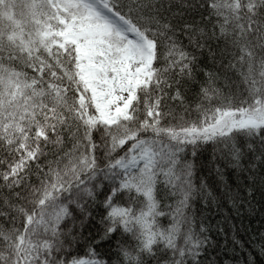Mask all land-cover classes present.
<instances>
[{
    "label": "snow or ice",
    "instance_id": "snow-or-ice-1",
    "mask_svg": "<svg viewBox=\"0 0 264 264\" xmlns=\"http://www.w3.org/2000/svg\"><path fill=\"white\" fill-rule=\"evenodd\" d=\"M45 5L0 49V264H264L212 223L264 221V0Z\"/></svg>",
    "mask_w": 264,
    "mask_h": 264
},
{
    "label": "trees",
    "instance_id": "trees-1",
    "mask_svg": "<svg viewBox=\"0 0 264 264\" xmlns=\"http://www.w3.org/2000/svg\"><path fill=\"white\" fill-rule=\"evenodd\" d=\"M46 14L45 0H0V49L5 52L17 51L19 52L22 45L29 40L36 38V34L40 27V21H42ZM10 61L4 62L2 69L3 84H0V94H2L3 107L10 112L18 111L19 107H22L23 101L20 96L9 95L12 91V86L8 84L9 69L7 65ZM227 213V210H225ZM233 214L229 216L227 223L223 222L221 216L212 218L213 225H217V220H221V223L217 225L219 228H223L224 232L217 234L214 229L213 235L221 242V244L228 243L233 236L232 225H235V230L238 238L248 240L249 236L256 235L260 230H264V221L259 213L254 216L245 215L243 218V226L239 218L233 220ZM162 223L167 224L168 220L163 219ZM245 229L248 231L245 232ZM87 231V228H86ZM220 252V249H217ZM231 253L229 252V258ZM221 259H224L223 253H221Z\"/></svg>",
    "mask_w": 264,
    "mask_h": 264
}]
</instances>
